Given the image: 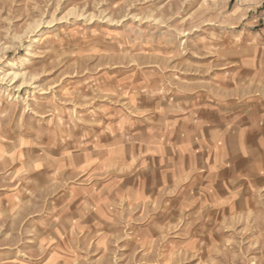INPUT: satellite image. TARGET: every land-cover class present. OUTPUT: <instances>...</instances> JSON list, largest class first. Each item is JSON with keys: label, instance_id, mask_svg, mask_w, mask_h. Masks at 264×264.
Segmentation results:
<instances>
[{"label": "rangeland", "instance_id": "374dc122", "mask_svg": "<svg viewBox=\"0 0 264 264\" xmlns=\"http://www.w3.org/2000/svg\"><path fill=\"white\" fill-rule=\"evenodd\" d=\"M263 77L264 0H0V264H264ZM234 98L244 165L172 167Z\"/></svg>", "mask_w": 264, "mask_h": 264}, {"label": "crops", "instance_id": "0c3cea01", "mask_svg": "<svg viewBox=\"0 0 264 264\" xmlns=\"http://www.w3.org/2000/svg\"><path fill=\"white\" fill-rule=\"evenodd\" d=\"M262 81L264 86V77ZM258 98H264V95L250 99ZM241 101L234 98L226 101L182 103L186 109L171 119V137L177 138L178 142L171 144L173 151L168 157L172 156L173 161H169L170 165L185 172L220 169L228 172L243 166L247 157L251 156L249 146L258 144L260 135L259 125L250 122ZM176 145L178 154L174 153ZM170 146L165 144L164 147L171 148ZM157 155L158 165H168L165 153ZM214 184L222 183L220 181Z\"/></svg>", "mask_w": 264, "mask_h": 264}]
</instances>
